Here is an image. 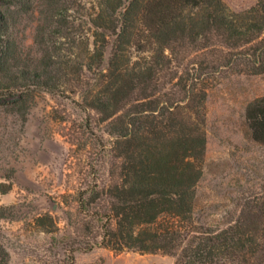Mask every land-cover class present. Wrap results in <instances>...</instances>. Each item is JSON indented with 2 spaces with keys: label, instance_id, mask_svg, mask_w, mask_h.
I'll list each match as a JSON object with an SVG mask.
<instances>
[{
  "label": "trees",
  "instance_id": "trees-1",
  "mask_svg": "<svg viewBox=\"0 0 264 264\" xmlns=\"http://www.w3.org/2000/svg\"><path fill=\"white\" fill-rule=\"evenodd\" d=\"M242 74H264V0L243 11L224 0H0V109L24 124L38 93L64 100L83 114L104 168L77 174L79 216L65 211L62 236L72 262L104 247L174 264H264V198L225 226L196 213L209 90ZM246 120L264 145V96ZM83 136L69 135L72 147ZM34 223L60 230L50 213ZM9 262L0 242V264Z\"/></svg>",
  "mask_w": 264,
  "mask_h": 264
},
{
  "label": "rangeland",
  "instance_id": "rangeland-1",
  "mask_svg": "<svg viewBox=\"0 0 264 264\" xmlns=\"http://www.w3.org/2000/svg\"><path fill=\"white\" fill-rule=\"evenodd\" d=\"M224 1L237 11L257 2ZM32 36L31 29L29 44ZM263 96L264 74L231 75L209 90L207 151L196 205L197 217L203 222L225 226L237 218L243 206L264 198V145L252 139L246 120L249 102ZM65 104L46 92L38 93L24 124L0 109V184L2 189L11 186L8 193L0 192V208L5 207L0 242L10 253L9 264H174L173 257L161 253L115 252L104 247L77 250L72 262L70 246L62 236L65 211L74 220L79 216L74 194L85 184L77 174L104 168L92 151L90 133L80 129L83 114ZM69 108L70 121H62L69 117ZM77 130L84 136L72 147L69 135ZM71 148L82 149L74 160L69 157ZM63 195H70L64 199L68 205L63 204ZM43 213L59 219V232H44L34 223ZM45 227L55 230L48 223Z\"/></svg>",
  "mask_w": 264,
  "mask_h": 264
}]
</instances>
